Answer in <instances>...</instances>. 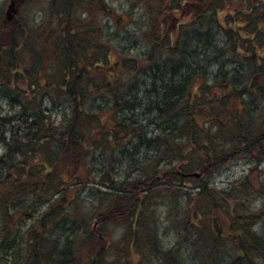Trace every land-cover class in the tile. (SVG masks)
Masks as SVG:
<instances>
[{
	"label": "trees",
	"instance_id": "obj_1",
	"mask_svg": "<svg viewBox=\"0 0 264 264\" xmlns=\"http://www.w3.org/2000/svg\"><path fill=\"white\" fill-rule=\"evenodd\" d=\"M147 1L124 51L107 0H47L33 27L0 4V264H264L261 17L233 39L215 5L177 23ZM232 164L247 174L218 188Z\"/></svg>",
	"mask_w": 264,
	"mask_h": 264
},
{
	"label": "rangeland",
	"instance_id": "obj_2",
	"mask_svg": "<svg viewBox=\"0 0 264 264\" xmlns=\"http://www.w3.org/2000/svg\"><path fill=\"white\" fill-rule=\"evenodd\" d=\"M46 1L47 0H36L33 4L32 3L27 4L26 0H19L17 3V8L15 9L17 10V14L14 15L16 18L18 17L19 19L20 11H22V17L25 20V24L29 25L30 27H33L35 24H39L43 20L40 11H44V12L48 11V9H44L46 8L47 5ZM165 1L169 5V7H171L172 4L175 7L177 6V4H181L183 6V7L178 6L180 10H176L178 7L177 8L173 7L174 9L171 8L172 9L171 11L174 13L175 10L179 11L178 13H176L177 15H173V14L169 15L177 23H179L180 21H183L185 23L190 21L194 22L193 20H195L197 16H200V14L204 12V9L211 8L214 5L219 7L220 9L218 10V13L211 9H210L211 12L210 10L208 12L209 15H212L215 17V19L220 20L217 22L215 26L216 31L219 32V35H217L219 37L223 36L224 32L225 33L229 32L228 35H230L233 39L235 38V36L238 39H241L242 36H244L243 40H245V38H249L251 35H249V32L245 30L252 25H246L245 21L239 20L242 19L244 15H249V14L256 15V17L257 16L261 17L262 23L260 25L264 30V5L260 3V0H206V3H208V5L194 6V10L190 6L187 7L188 3L186 4L185 2L191 1L192 3H197L199 0H165ZM107 2H108L107 7H109V9H111V11L113 12H111V14L109 15H105L107 16L105 18H101L98 12H96V15H99L101 20H103L102 21L103 26L107 27L106 31L109 34L113 33L112 40L114 41L116 47H118L121 51H124L122 49L126 45L125 44L126 40H124L123 37L131 33V31H133V33L141 31L144 26L143 23H145V26H147L151 24L150 19H156L155 17L148 18V16L149 17L151 16V12H153L151 11V8H153V6H148L147 3L149 4V2L147 0H107ZM10 3L11 0H0V4L5 5L4 8L6 9V12L8 10ZM152 5H154V3H152ZM251 6H254L255 11L253 10L251 12V8H252ZM155 11L158 12V10ZM6 12H5V18L7 19ZM82 12H85L82 13V16L88 14V12H86L85 10H83ZM156 17L159 18L160 16L157 15ZM117 20H120L121 25L124 27V30L122 29L118 30L116 25H114V22L116 24ZM132 22L134 23L131 24ZM45 24L47 25V21H45ZM10 25L12 26V23ZM218 26H220L219 29ZM261 36L264 37V32L262 33ZM130 38L131 36L128 39ZM222 39L226 42L230 41L225 38ZM258 41H262V40H258ZM133 42L135 41H132V43ZM142 42L144 41L141 40L138 42L134 53H139L140 48H142L143 46ZM8 43L9 42H6V44ZM257 45H259V43H257ZM39 47L41 51H43V53L48 52L46 46L44 47L43 45H40ZM258 52H260L264 56V47L260 46L258 48ZM121 54L124 55L125 53L122 52ZM258 91H260L259 88ZM6 102L7 101L2 100V104H1L3 106L2 108L4 113L5 114H8V112L14 113V110H12V108H9ZM248 166L249 165L247 164H242V165L232 164L226 166L224 169L221 170V173L219 170V172H216L214 174V176L212 177L213 178L212 181H215V184L217 185L218 188L229 187L231 186L232 180L247 174ZM262 178H264V175ZM250 181L254 183L255 188L258 189L259 193L262 195V193L264 192V189L262 187L263 182L259 180V177L252 176L250 178ZM252 204H254L255 208L264 209V202L263 203L253 202ZM108 223L109 222L106 223V226H108L109 229H112V235L113 233L115 234L116 233L115 229L118 227L117 225L118 222L115 221L112 224L111 223L108 224ZM257 229L260 230V227L257 226ZM118 234H120V232ZM162 240H163V244H165L166 246H170L175 242V234L169 232L167 235H162Z\"/></svg>",
	"mask_w": 264,
	"mask_h": 264
},
{
	"label": "water",
	"instance_id": "obj_3",
	"mask_svg": "<svg viewBox=\"0 0 264 264\" xmlns=\"http://www.w3.org/2000/svg\"><path fill=\"white\" fill-rule=\"evenodd\" d=\"M15 6H16L15 1H11L10 5H9V9H8V19H12L14 13L16 12ZM196 175L199 176L198 174H196Z\"/></svg>",
	"mask_w": 264,
	"mask_h": 264
},
{
	"label": "flooded vegetation",
	"instance_id": "obj_4",
	"mask_svg": "<svg viewBox=\"0 0 264 264\" xmlns=\"http://www.w3.org/2000/svg\"><path fill=\"white\" fill-rule=\"evenodd\" d=\"M260 3H262V4H263V3H264V0H260ZM251 7H252V8H251V11H253V10L255 11V8H254V6H251ZM239 20H242V19H239Z\"/></svg>",
	"mask_w": 264,
	"mask_h": 264
}]
</instances>
